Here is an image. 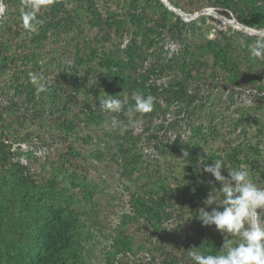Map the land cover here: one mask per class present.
Wrapping results in <instances>:
<instances>
[{"label": "rangeland", "instance_id": "1", "mask_svg": "<svg viewBox=\"0 0 264 264\" xmlns=\"http://www.w3.org/2000/svg\"><path fill=\"white\" fill-rule=\"evenodd\" d=\"M74 3L84 6L82 13L58 39L11 32L9 24L20 15L17 0L9 8L12 16L0 20V236L21 245L18 232L29 224L26 198L37 209L50 246L62 250L75 245L73 264H193L187 253L203 242L216 254L224 238L232 237H224L215 225L203 226L195 216L212 186H220L197 161L207 158L205 163L211 164L223 158L228 167L244 166L264 187V60L251 57L255 42L237 32L251 34L221 7L185 13L187 18L174 12L183 22L197 20V31L207 38L237 46L240 68L245 65L258 78L249 88L219 75L187 85L185 91L178 89L180 67H175L177 74L166 75L150 66L154 60L186 66L204 56L210 62L197 37L171 39L156 33L172 26L185 31L177 17L156 23L141 0ZM97 27L110 29V35L100 34ZM121 61L134 66L124 73L148 77L155 89L142 92L156 97L152 112L134 118L142 126L129 125L123 135L108 130L107 123L117 116L127 124V117L101 110L98 100L105 94L123 97L113 84L122 74ZM197 71L191 67L190 75ZM32 74H42L41 82L53 92L45 111L60 117L55 144L36 142L30 133L34 129L28 116L41 98L30 82ZM64 117L67 121L61 123ZM157 119L161 123L153 126ZM14 163L25 170L16 171ZM221 171L227 175V169ZM211 207L216 205L205 210Z\"/></svg>", "mask_w": 264, "mask_h": 264}, {"label": "trees", "instance_id": "2", "mask_svg": "<svg viewBox=\"0 0 264 264\" xmlns=\"http://www.w3.org/2000/svg\"><path fill=\"white\" fill-rule=\"evenodd\" d=\"M21 3V0H17ZM143 2V8L146 9V13L153 17L154 22L164 23L169 16L177 17V23H182L185 25V31L177 28H166L156 33L166 34L167 37L171 39H184V36L197 37L196 40L200 42V49L204 55L210 58L208 63L205 56L202 62L191 61L185 65H176L174 67L168 66L167 64L154 60L151 62L152 69L160 74L170 75V73L177 74V69L175 67H180V72H178V86L180 90H185L187 85H197L205 83L207 81L211 82L216 79L217 76L222 75L228 80H232L237 85H245L249 88L255 87L258 81L257 75L254 73H249L245 71L244 68H240V57L239 48L237 46H227L223 45L222 41L215 37L209 39L199 30L196 29L197 20H191L188 22H183L178 16L174 14L173 11L169 10L161 0H141ZM173 6L178 8L184 13H192L194 11L200 10L202 8H217L221 7L223 9V14L226 17L230 15L234 16V20L239 24L252 28L254 30H264V0H190L188 3H179L176 0H167ZM195 1V2H194ZM7 5L6 13L0 16L2 20L6 16H12L9 8L12 7L13 0H4ZM84 6L75 5L74 0H56V3L41 10L38 19L42 21L38 25V30L36 31L41 35L42 40H48L51 37L58 39V36H63L65 32H68L74 25L78 15L82 13ZM200 20L201 17L199 18ZM198 19V20H199ZM72 25V26H71ZM8 29L11 32L26 31L23 28L20 15L13 18L11 24H9ZM100 34L104 36L110 35V29L104 30L103 28L97 27ZM237 35L244 40H249V42H255L257 39H264V36L258 34L248 35L243 32H237ZM186 36V37H187ZM143 49V46H139ZM152 47L157 48V42H152ZM139 48V51L141 49ZM133 60V59H132ZM131 61V60H130ZM134 61V60H133ZM132 61V62H133ZM142 61L141 59L139 60ZM130 65V66H128ZM191 65V66H190ZM191 67L198 69L196 76H191ZM119 69H121V76L117 77L116 82L113 81L114 87L117 92L124 95L128 93L129 95L134 91H144V89H155L151 83H147L148 77H142V75L137 73H124L125 70L134 69L133 64L119 62ZM185 68V73L184 69ZM236 71V73H234ZM148 73V72H147ZM105 82L108 83L109 79L104 78ZM174 87V86H173ZM186 91V90H185ZM48 92V94H47ZM178 92L175 91V94ZM53 92L50 88L46 92H41L39 104L32 108V113L28 116L34 132L32 136L36 142L42 144H48L51 142L55 144V130L60 121V117L57 116L55 112H46V107L52 102L51 96ZM182 95V94H181ZM184 95V94H183ZM87 105L82 106L85 108ZM42 108V111L40 109ZM26 117V119H28ZM67 118L64 117L61 121L66 123ZM177 124L172 125L175 128ZM175 130V129H174ZM34 133V134H33ZM179 133L175 135V141L179 140ZM16 171L23 172L26 167L21 166L19 163L13 164ZM24 206H26L28 211V221L29 224L24 231L21 229L18 233H21V245L14 246L9 244L3 237L0 236V264H73L74 260L77 258V250L74 244H69L67 248L58 250L50 246L46 242L45 236L42 232V225L40 223L37 209L32 210L31 205H29L28 200L24 198ZM211 239L210 241H212ZM25 241V242H24ZM201 251L210 250L211 253L214 251L213 246L209 242H203L196 247ZM47 251V255L44 257L43 252Z\"/></svg>", "mask_w": 264, "mask_h": 264}, {"label": "clouds", "instance_id": "3", "mask_svg": "<svg viewBox=\"0 0 264 264\" xmlns=\"http://www.w3.org/2000/svg\"><path fill=\"white\" fill-rule=\"evenodd\" d=\"M55 3L56 0H21L20 19L23 28L36 32L38 25L42 23L38 19L41 10ZM6 10L4 0H0V16H3ZM250 55L256 60H264V39L255 41L250 48ZM44 80L42 74L30 76V82L36 86L38 94L47 91L46 83L41 82ZM98 100L101 110L107 113H122L127 117V124L117 116H112L107 123L108 130H118L123 135L129 125L142 126V121L134 118L137 113L143 115L152 112L156 97L152 94L145 95L142 91H134L130 95L124 93L122 98L105 94ZM172 119L173 116L169 114L167 120ZM159 123V119L154 120L153 126ZM187 155L189 154L185 151L184 156ZM206 160L207 158L199 159L197 163L202 164L203 172L210 173L220 186H212L203 204L205 207H216H211L210 211L201 207L195 216L203 226L215 225L224 237L230 236L232 239L224 238L223 245L216 254H211L210 250L206 252L192 247L187 253L188 257L193 264H264V216L261 215L264 211V187L258 186L252 180L249 170L244 166L228 167L223 158L212 159L211 164L205 163ZM222 168L227 169V175L222 174ZM207 183L212 184V181Z\"/></svg>", "mask_w": 264, "mask_h": 264}, {"label": "water", "instance_id": "4", "mask_svg": "<svg viewBox=\"0 0 264 264\" xmlns=\"http://www.w3.org/2000/svg\"><path fill=\"white\" fill-rule=\"evenodd\" d=\"M161 2L171 11L177 13L178 15H180L182 18H187V15L183 12H181V10H179L178 8H176L175 6H173L171 3H169L167 0H161ZM233 22H235V25L241 29L244 30L245 32H248L249 34H260L264 36V30H254L252 28H249L247 26H244L242 24H239L238 22H236L235 20H233Z\"/></svg>", "mask_w": 264, "mask_h": 264}]
</instances>
